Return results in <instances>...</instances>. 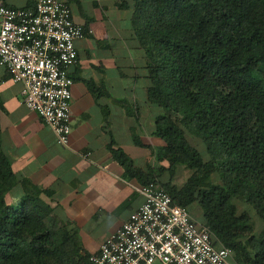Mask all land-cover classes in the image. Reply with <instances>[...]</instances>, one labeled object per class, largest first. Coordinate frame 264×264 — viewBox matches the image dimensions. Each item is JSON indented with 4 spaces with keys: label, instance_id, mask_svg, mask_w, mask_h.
I'll return each mask as SVG.
<instances>
[{
    "label": "trees",
    "instance_id": "obj_1",
    "mask_svg": "<svg viewBox=\"0 0 264 264\" xmlns=\"http://www.w3.org/2000/svg\"><path fill=\"white\" fill-rule=\"evenodd\" d=\"M115 6L130 11L161 144L151 149L155 169L135 166L113 140L112 157L141 185L159 184L189 211L196 205L213 244L229 248L233 264H264V227L255 231L248 209L264 222V0H115ZM125 105L129 111L131 103ZM4 110L0 99V264H91L93 252L76 229L42 198L50 192L13 170L2 145ZM178 167L190 172L181 185L174 183ZM22 187L14 205L9 194ZM237 202L245 208L239 211Z\"/></svg>",
    "mask_w": 264,
    "mask_h": 264
},
{
    "label": "crops",
    "instance_id": "obj_2",
    "mask_svg": "<svg viewBox=\"0 0 264 264\" xmlns=\"http://www.w3.org/2000/svg\"><path fill=\"white\" fill-rule=\"evenodd\" d=\"M63 1L69 2L74 22L86 29L75 41L77 61L69 68V144L56 143L51 128L22 103L21 85L0 66L2 145L19 179L49 191L42 198L94 252L143 201L140 181L124 172L109 143L113 140L135 166L155 169L158 161L151 149L161 144L153 132L158 108L146 100L145 60L133 36L130 11L118 9L115 0ZM3 2L31 7L35 0ZM23 193V187L15 189L9 200L16 205Z\"/></svg>",
    "mask_w": 264,
    "mask_h": 264
},
{
    "label": "built area",
    "instance_id": "obj_3",
    "mask_svg": "<svg viewBox=\"0 0 264 264\" xmlns=\"http://www.w3.org/2000/svg\"><path fill=\"white\" fill-rule=\"evenodd\" d=\"M82 27L63 0H35L32 8L0 0V66L21 85L22 103L68 146L71 132L69 68L77 61ZM142 203L90 255L91 264H229L207 226L171 200L159 184L138 188Z\"/></svg>",
    "mask_w": 264,
    "mask_h": 264
},
{
    "label": "rangeland",
    "instance_id": "obj_4",
    "mask_svg": "<svg viewBox=\"0 0 264 264\" xmlns=\"http://www.w3.org/2000/svg\"><path fill=\"white\" fill-rule=\"evenodd\" d=\"M186 135L187 137L190 139V142L192 144L197 145V147L202 150L205 153V146L200 142V140H198L197 138H195L194 136L189 135V133L186 131ZM205 156H207L205 154ZM189 170L185 169L184 167H178L177 171H176V175L174 177V183L177 185H181L183 183V181L187 178V176L189 175ZM10 201V200H9ZM12 202V201H10ZM15 203V202H14ZM238 203V210H242L243 208H245V205ZM249 212L252 216V220L254 222L255 225V231L258 233L259 231H261L264 227V222L254 213V211H252L250 208ZM190 213L192 214V216L197 219L200 220L201 217V211L200 209L196 206V205H192L190 207ZM101 231L97 230V234H100ZM231 258V257H230ZM229 259V263L233 264L232 261Z\"/></svg>",
    "mask_w": 264,
    "mask_h": 264
}]
</instances>
